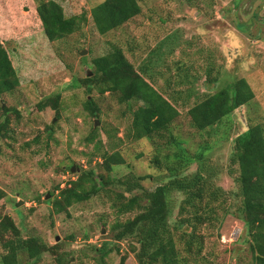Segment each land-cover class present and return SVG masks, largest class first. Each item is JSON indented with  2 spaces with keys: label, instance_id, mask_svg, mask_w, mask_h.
<instances>
[{
  "label": "rangeland",
  "instance_id": "obj_1",
  "mask_svg": "<svg viewBox=\"0 0 264 264\" xmlns=\"http://www.w3.org/2000/svg\"><path fill=\"white\" fill-rule=\"evenodd\" d=\"M56 1L66 16L85 13L86 20L78 33L50 41L37 0H0V37L20 78L13 92L0 97V106L20 111L19 117L10 115L9 134L0 133V187L7 192L0 200V213L12 216L22 235L58 243L63 264H100L101 254L94 246L109 251L105 264H120L123 255L125 264H138L129 242L114 241L111 232L114 222L134 213L117 214L111 197L101 193L67 212L54 208L58 185L65 186L83 169L106 172L100 168L104 151L118 150L125 157L114 175L131 169L138 175L153 174L155 179L143 181L150 190L164 182L150 162L151 142L129 136L133 111L142 101L121 103L115 93L89 90L83 79L93 75L92 60L113 44L122 46L134 66H143L147 78L180 108L172 127L185 146L193 153L212 146L205 173L226 190H236L237 166L230 160L233 141L249 125L264 127V0H139L142 12L107 34L98 31L91 15L103 0ZM208 72L218 80L208 81ZM240 77L248 80L255 98L223 120L216 135L193 127L189 108ZM57 94L58 110L38 108L40 101ZM91 98L99 115L85 109ZM6 118L0 111V123ZM93 130L98 137L89 141ZM198 163L194 161L190 171L198 169ZM206 234L203 264H250L249 244L243 242L246 228L236 215L227 214ZM36 264L61 263L46 252Z\"/></svg>",
  "mask_w": 264,
  "mask_h": 264
},
{
  "label": "trees",
  "instance_id": "obj_2",
  "mask_svg": "<svg viewBox=\"0 0 264 264\" xmlns=\"http://www.w3.org/2000/svg\"><path fill=\"white\" fill-rule=\"evenodd\" d=\"M141 12L139 0H103L93 6L91 15L98 31L107 34ZM37 13L50 41L78 33L86 20L85 13L66 16L56 0H37ZM92 63L93 75L83 79L89 90L95 89L102 95L115 93L121 103L142 101L133 111L129 136L143 143L151 142L150 162L163 175L164 182L150 190L143 181L148 177L155 179L153 174L138 175L131 169L126 175H114L115 167L126 163L125 157L118 150L104 151L100 168L106 172L83 169L65 186L58 185L59 192L53 199L55 211L67 212L73 204L101 193L111 197L117 214L134 213L133 217L114 222L111 232L114 241L129 242V251L135 254L138 264H203L206 229L227 214L236 215L246 228L243 242L249 244L250 264H264V127L249 125L234 139L230 160L237 166L234 176L237 189L226 190L212 180L211 174L205 173V160L212 146L205 145L198 153L185 146L182 135L176 134L172 127L181 115L180 108L147 78L143 66H134L122 46L113 44L107 53L93 58ZM210 72L207 80L217 81L218 76L211 77ZM19 85L17 70L0 37V97ZM254 98L248 80L236 78L226 87L206 93L189 108L191 124L216 135L223 120ZM59 99V94L45 98L38 108L52 106L58 110ZM85 109L99 115L94 98L85 102ZM0 111L7 115L0 123V133L7 136L10 115L15 113L19 117L20 111L3 106ZM97 135L98 131L93 130L88 140L94 141ZM166 149L173 154L163 153ZM194 161L200 166L190 171ZM6 196L7 192L0 187V200ZM93 249L101 254L100 264H105L109 252L105 246ZM46 252L54 254L63 264L58 243L49 245L39 236L22 235L13 217L0 213V264H36ZM126 261L127 255H123L120 264Z\"/></svg>",
  "mask_w": 264,
  "mask_h": 264
},
{
  "label": "water",
  "instance_id": "obj_3",
  "mask_svg": "<svg viewBox=\"0 0 264 264\" xmlns=\"http://www.w3.org/2000/svg\"><path fill=\"white\" fill-rule=\"evenodd\" d=\"M85 53H86V50H84L83 52H81L82 55H84ZM89 75H91V72H89ZM97 124H98V122L95 123V126H97Z\"/></svg>",
  "mask_w": 264,
  "mask_h": 264
},
{
  "label": "flooded vegetation",
  "instance_id": "obj_4",
  "mask_svg": "<svg viewBox=\"0 0 264 264\" xmlns=\"http://www.w3.org/2000/svg\"><path fill=\"white\" fill-rule=\"evenodd\" d=\"M257 11H258V10H255V12H254V13H255V15H257Z\"/></svg>",
  "mask_w": 264,
  "mask_h": 264
}]
</instances>
